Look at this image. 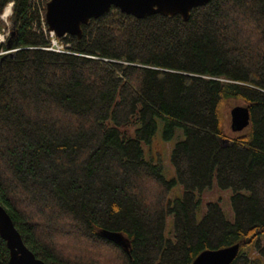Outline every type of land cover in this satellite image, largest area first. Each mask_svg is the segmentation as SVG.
<instances>
[{
	"label": "trees",
	"instance_id": "1",
	"mask_svg": "<svg viewBox=\"0 0 264 264\" xmlns=\"http://www.w3.org/2000/svg\"><path fill=\"white\" fill-rule=\"evenodd\" d=\"M11 2L15 53L0 56V203L35 256L193 264L239 245L232 264H264V0H212L187 21L113 7L82 25L80 39H61L70 53L47 50L38 0H0V30ZM233 99L251 120L230 137L223 109ZM158 121L165 139L177 129L185 136L170 181L145 155ZM215 181L233 191V222L218 204L197 220L198 195ZM177 185L183 197L172 203ZM105 230L123 234L129 249ZM9 260L0 235V264Z\"/></svg>",
	"mask_w": 264,
	"mask_h": 264
},
{
	"label": "water",
	"instance_id": "2",
	"mask_svg": "<svg viewBox=\"0 0 264 264\" xmlns=\"http://www.w3.org/2000/svg\"><path fill=\"white\" fill-rule=\"evenodd\" d=\"M212 0H50L46 9V19L49 29L58 38L83 36L82 25L92 19H98L117 8L123 13L136 18H145L155 14L165 16L180 15L185 21L190 18L193 9L205 6ZM13 36V34H12ZM7 48L13 55L12 40L8 41ZM250 110L246 106H236L231 111V129L234 133L243 132L250 125ZM0 235L7 243L10 251L9 264H46L38 259L25 245L23 238L8 214L0 203ZM101 235L128 250L129 240L120 233L102 231ZM240 250L239 245L228 248L205 251L199 255L193 264H232Z\"/></svg>",
	"mask_w": 264,
	"mask_h": 264
},
{
	"label": "rangeland",
	"instance_id": "3",
	"mask_svg": "<svg viewBox=\"0 0 264 264\" xmlns=\"http://www.w3.org/2000/svg\"><path fill=\"white\" fill-rule=\"evenodd\" d=\"M8 31V30H7ZM236 106H244L240 100H229L223 109L224 129L226 134L233 137L235 133L231 129V111ZM185 139L182 129H177L174 136L170 139L164 137V123L158 121V129L149 144L144 145L145 155L148 161L154 162L160 166L162 175L168 181L176 178V171L172 163V152L176 145ZM233 191L229 188H222L215 181L211 188L205 190L198 195L199 204L196 210L197 220L200 222L207 212L209 204H218L225 217L233 222L235 213L232 206ZM183 190L180 185L175 186L169 195V201L174 203L178 199H182ZM174 221L173 217L169 216L166 221L165 235L172 239L174 236ZM261 243L264 244V236L260 238ZM252 246H249L246 251H251ZM252 254V253H251ZM254 255V254H253Z\"/></svg>",
	"mask_w": 264,
	"mask_h": 264
},
{
	"label": "built area",
	"instance_id": "4",
	"mask_svg": "<svg viewBox=\"0 0 264 264\" xmlns=\"http://www.w3.org/2000/svg\"><path fill=\"white\" fill-rule=\"evenodd\" d=\"M38 1H40V5H42V4L44 5L43 7L46 10L47 4L49 3L50 0H38ZM8 6H11L10 7V14L8 16H5V11H6ZM8 6L6 7V9H5V11L1 17V19L4 23V27L0 30V45H5L11 36L12 24H11L10 18L13 15L14 3L11 2L8 4ZM40 14H41V27H42L44 34L47 36L48 42H49V47L47 48V50L57 52V53H66V52L70 53L71 45L61 41L62 38H58L57 35L49 29L47 19H46V12H44L42 10ZM65 37H68V35ZM65 37H63V38H65ZM9 52L10 51H6V52L3 51L0 53V56L6 55Z\"/></svg>",
	"mask_w": 264,
	"mask_h": 264
},
{
	"label": "bare ground",
	"instance_id": "5",
	"mask_svg": "<svg viewBox=\"0 0 264 264\" xmlns=\"http://www.w3.org/2000/svg\"><path fill=\"white\" fill-rule=\"evenodd\" d=\"M10 14V7H8L5 11V16H8Z\"/></svg>",
	"mask_w": 264,
	"mask_h": 264
}]
</instances>
